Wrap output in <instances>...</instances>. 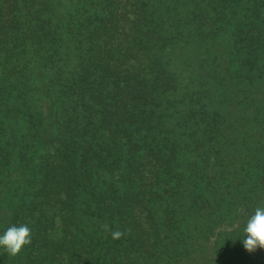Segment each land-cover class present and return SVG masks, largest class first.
Segmentation results:
<instances>
[{
	"label": "trees",
	"instance_id": "obj_1",
	"mask_svg": "<svg viewBox=\"0 0 264 264\" xmlns=\"http://www.w3.org/2000/svg\"><path fill=\"white\" fill-rule=\"evenodd\" d=\"M261 204L264 0H0V264H264Z\"/></svg>",
	"mask_w": 264,
	"mask_h": 264
},
{
	"label": "clouds",
	"instance_id": "obj_2",
	"mask_svg": "<svg viewBox=\"0 0 264 264\" xmlns=\"http://www.w3.org/2000/svg\"><path fill=\"white\" fill-rule=\"evenodd\" d=\"M110 232L112 239H119L124 235L120 230L112 231L108 224L102 225ZM242 243L245 250L254 252L257 248L264 249V204L258 205L252 214L248 215L242 229ZM32 239V230L26 224L11 225L0 234V248L9 256H17L24 246L29 245Z\"/></svg>",
	"mask_w": 264,
	"mask_h": 264
}]
</instances>
